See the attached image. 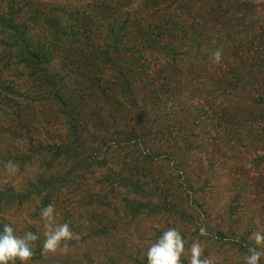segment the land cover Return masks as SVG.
<instances>
[{
	"label": "rangeland",
	"instance_id": "rangeland-1",
	"mask_svg": "<svg viewBox=\"0 0 264 264\" xmlns=\"http://www.w3.org/2000/svg\"><path fill=\"white\" fill-rule=\"evenodd\" d=\"M49 203L79 239L43 258ZM5 224L40 236L28 264H147L170 227L181 264L196 241L244 264L264 229V0H0Z\"/></svg>",
	"mask_w": 264,
	"mask_h": 264
},
{
	"label": "clouds",
	"instance_id": "clouds-1",
	"mask_svg": "<svg viewBox=\"0 0 264 264\" xmlns=\"http://www.w3.org/2000/svg\"><path fill=\"white\" fill-rule=\"evenodd\" d=\"M210 59L214 65L219 64L222 59L221 50L213 51ZM4 168L8 175H14L19 170V165L13 160H8ZM40 216L44 221V241L40 251L43 258L56 253L58 249L67 251L68 242L79 239V236L73 233L68 223H56L55 206L52 203L41 209ZM200 234L206 235L204 227L200 228ZM39 239L40 236L31 231L18 236L11 225L5 224L2 232H0V264H16L17 261L20 264H28L34 256L35 242ZM249 241L252 244L248 248V254L244 257V264H259L261 257L264 256V251L260 250L264 248V229L251 233ZM184 253V238L176 228L170 227L148 248L146 252L147 264H181ZM189 253L188 264H214L212 259L203 255V248L198 241L191 244Z\"/></svg>",
	"mask_w": 264,
	"mask_h": 264
},
{
	"label": "trees",
	"instance_id": "trees-1",
	"mask_svg": "<svg viewBox=\"0 0 264 264\" xmlns=\"http://www.w3.org/2000/svg\"><path fill=\"white\" fill-rule=\"evenodd\" d=\"M58 95H60L58 92H55V96L58 97ZM32 149L37 152V154H42L45 151H49L51 149V147L48 146H43L42 144H40L38 147H34L32 146Z\"/></svg>",
	"mask_w": 264,
	"mask_h": 264
}]
</instances>
